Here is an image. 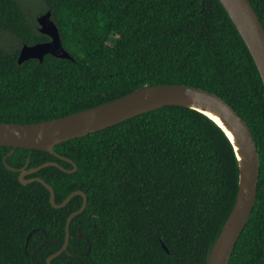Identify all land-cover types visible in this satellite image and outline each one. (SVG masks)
Listing matches in <instances>:
<instances>
[{
    "label": "trees",
    "instance_id": "16d2710c",
    "mask_svg": "<svg viewBox=\"0 0 264 264\" xmlns=\"http://www.w3.org/2000/svg\"><path fill=\"white\" fill-rule=\"evenodd\" d=\"M250 1L264 25V0ZM43 2L72 59L46 55L43 62L18 64L24 44L49 37L18 0H0V32L20 43L13 51L0 47V122L55 120L144 86L188 85L219 96L249 125L261 172L254 210L230 264H264V84L221 2ZM54 150L77 171L47 167L27 178L49 184L57 204L76 191L88 203L70 226L72 256L64 252L52 264H206L240 178L234 147L213 120L187 107L166 106ZM10 151L0 146V264H48L83 197L54 208L43 184L24 186L19 173L4 166ZM28 158V169L52 161L73 169L52 154L27 149H16L7 163L20 169Z\"/></svg>",
    "mask_w": 264,
    "mask_h": 264
},
{
    "label": "water",
    "instance_id": "95a60500",
    "mask_svg": "<svg viewBox=\"0 0 264 264\" xmlns=\"http://www.w3.org/2000/svg\"><path fill=\"white\" fill-rule=\"evenodd\" d=\"M219 1L251 53L264 84V25L262 21L250 0ZM37 22L39 32L49 37V41L34 45L24 44L19 53L18 64L21 65L33 59L43 62L46 55H52L58 59L71 60L72 56L63 46L60 32L52 18L51 10L40 16ZM166 106L187 107L206 115L222 128L234 147L240 168L237 198L206 261V264H230L235 247L252 215L258 196L261 173L258 148L249 125L232 106L213 93L188 85L144 86L105 104L41 123L12 124L0 122V146L11 148V151L4 157L3 164L9 171L19 173V181L22 185L26 186L33 182L43 184L51 194V205L56 209L64 208L76 196L83 197L81 208L72 213L67 219L66 237L62 248L48 258V264H52V260L64 252L72 256L68 251L71 237L70 226L73 219L84 212L88 199L83 192L76 191L70 194L61 204H57L55 192L49 184L38 177H27L47 167H56L68 174L75 173L77 165L72 160L60 156L54 150L57 145L105 130L136 116ZM198 107L218 114L226 127ZM227 128L234 134V140L229 135ZM16 149L37 150L52 154L60 160L70 163L73 169L68 170L55 161L47 162L37 168L28 169L29 158L24 167L20 169L13 168L7 163V160L14 154ZM30 237L31 234L28 237V241ZM87 241L89 243V253L91 243L89 240ZM46 243L47 241H44L37 250H41ZM163 248L169 253L164 244ZM73 257L77 258L76 256ZM79 260L81 262V259Z\"/></svg>",
    "mask_w": 264,
    "mask_h": 264
},
{
    "label": "rangeland",
    "instance_id": "374dc122",
    "mask_svg": "<svg viewBox=\"0 0 264 264\" xmlns=\"http://www.w3.org/2000/svg\"><path fill=\"white\" fill-rule=\"evenodd\" d=\"M18 2L30 21L38 28L37 19L48 11V7L43 0H18ZM0 47L13 51L20 47V43L11 34L0 32Z\"/></svg>",
    "mask_w": 264,
    "mask_h": 264
},
{
    "label": "bare ground",
    "instance_id": "6f19581e",
    "mask_svg": "<svg viewBox=\"0 0 264 264\" xmlns=\"http://www.w3.org/2000/svg\"><path fill=\"white\" fill-rule=\"evenodd\" d=\"M200 110H202L203 112H205L206 114H208L209 116H211L212 118H214L216 121H218L221 125L225 126V123L224 121L220 118V116L218 114H216L215 112L211 111V110H208V109H205V108H202V107H198ZM228 129V128H227ZM228 133L229 135L231 136V138L234 140L235 139V136L234 134L232 133V131L230 129H228Z\"/></svg>",
    "mask_w": 264,
    "mask_h": 264
}]
</instances>
